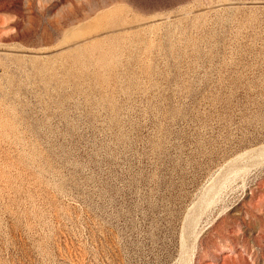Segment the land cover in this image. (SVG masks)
<instances>
[{
    "label": "rangeland",
    "instance_id": "rangeland-1",
    "mask_svg": "<svg viewBox=\"0 0 264 264\" xmlns=\"http://www.w3.org/2000/svg\"><path fill=\"white\" fill-rule=\"evenodd\" d=\"M0 264H264V0H0Z\"/></svg>",
    "mask_w": 264,
    "mask_h": 264
},
{
    "label": "bare ground",
    "instance_id": "bare-ground-1",
    "mask_svg": "<svg viewBox=\"0 0 264 264\" xmlns=\"http://www.w3.org/2000/svg\"><path fill=\"white\" fill-rule=\"evenodd\" d=\"M230 175V174H229Z\"/></svg>",
    "mask_w": 264,
    "mask_h": 264
}]
</instances>
